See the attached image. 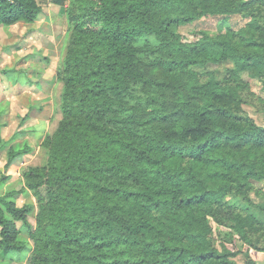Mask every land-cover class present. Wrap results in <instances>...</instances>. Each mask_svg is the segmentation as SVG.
<instances>
[{
  "label": "trees",
  "instance_id": "trees-1",
  "mask_svg": "<svg viewBox=\"0 0 264 264\" xmlns=\"http://www.w3.org/2000/svg\"><path fill=\"white\" fill-rule=\"evenodd\" d=\"M42 10L0 0V27ZM65 15L62 117L43 141L46 164L0 191V264H261L264 152L238 150L264 149V126L244 107L264 99L243 77L264 89V0H71ZM208 16L217 31H180ZM225 62L223 77L204 70ZM29 150L11 148L6 168ZM9 176L0 169V188ZM27 190L34 221L35 203L16 198ZM213 222L239 239H219Z\"/></svg>",
  "mask_w": 264,
  "mask_h": 264
},
{
  "label": "rangeland",
  "instance_id": "rangeland-1",
  "mask_svg": "<svg viewBox=\"0 0 264 264\" xmlns=\"http://www.w3.org/2000/svg\"><path fill=\"white\" fill-rule=\"evenodd\" d=\"M38 1L43 10L32 22L20 21L0 27V121L4 123L2 136L8 141L0 151V169L10 175L0 188L1 192L19 190L24 182V170L46 164L48 150L43 141L54 133L62 117L60 95L63 84L57 78V71L61 67L69 27L65 9L71 0H62V4L56 0ZM230 20L234 28H241L247 22L239 16ZM217 23V16H208L181 26L180 31L185 37L195 39L199 30L217 31ZM232 65V62L210 64L204 70L214 71L218 77H223L226 69ZM243 77L264 99L262 82L246 73H243ZM244 107L258 124L264 126V104L260 107L247 104ZM18 147H29L30 150L6 168L11 148ZM228 151L235 152L229 147L223 150ZM263 152L262 148L248 146L239 149L238 155L258 159ZM256 187L264 191V181L257 183ZM42 191L46 193L45 189ZM253 197L259 199L255 194ZM16 198L19 205L35 203L36 208L30 215L34 221L39 204L34 191L20 192ZM225 200L232 205L244 203L241 197L235 195L226 196ZM213 223L219 239H223L226 232L239 239L233 229ZM252 254L259 263L264 264V251L252 250ZM15 263L27 264V261H13Z\"/></svg>",
  "mask_w": 264,
  "mask_h": 264
}]
</instances>
